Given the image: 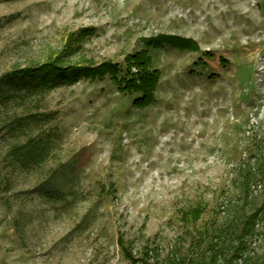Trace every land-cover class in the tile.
I'll return each mask as SVG.
<instances>
[{
	"label": "rangeland",
	"instance_id": "rangeland-1",
	"mask_svg": "<svg viewBox=\"0 0 264 264\" xmlns=\"http://www.w3.org/2000/svg\"><path fill=\"white\" fill-rule=\"evenodd\" d=\"M163 36L196 49L150 44ZM142 52L157 84L137 108L91 70L123 75ZM44 65L81 73L13 85ZM30 139L45 156L24 167ZM214 245L219 264L264 260V0H0V264H169Z\"/></svg>",
	"mask_w": 264,
	"mask_h": 264
},
{
	"label": "trees",
	"instance_id": "trees-1",
	"mask_svg": "<svg viewBox=\"0 0 264 264\" xmlns=\"http://www.w3.org/2000/svg\"><path fill=\"white\" fill-rule=\"evenodd\" d=\"M150 44H152L154 47H161L164 45H168L176 49H189V50L196 49L195 44H193L192 42L184 41L180 38L173 36L158 37L156 40L151 41ZM149 61L150 59H148V57L144 54V52L139 54L135 53L133 55L128 56L125 59L126 67L124 69L123 75H119L120 67L117 64H111V63L102 64L100 68H96L91 71H93L92 74L93 77L103 76L105 74H108L110 78L115 81L120 91H125L127 94L138 95L136 99L133 101V105L136 106L137 108H142L144 106H147L154 100L153 93L155 92V88L157 84V71L150 70ZM77 69L78 68H71V67L65 69L54 68L51 65L39 66L37 68L28 70V72L26 71H23V73L20 72L21 75L19 76V78H17V80L15 79L13 80L15 83L13 85H18L19 89H21V87L25 88L27 85L23 84L22 82L26 78H29L31 76V79L37 83L36 87H41V85L46 82L65 79V76L70 78L75 77V75L81 73L80 70ZM131 69H133L134 72H132ZM16 81L17 82L19 81V83H17ZM25 90H29V89L25 88ZM14 121L15 124L13 125V127L15 125L20 127L23 119L17 118ZM18 151H20V153ZM13 154L15 155L16 159H18L17 156L21 157V159L24 161L23 162L24 167H26L28 164L38 165L45 156V152L43 149V142L41 141L33 142V140L30 139L26 144H24L20 148L19 147L15 148ZM249 182L250 181L246 180V183ZM247 186L248 185H246V187ZM198 215L199 214H193L194 220L198 218ZM257 215L258 214L255 213L243 217L242 231L244 236L253 233L254 226L257 225L256 223L258 222ZM237 251L238 249L235 250V252ZM148 252H149L148 250H145V255H147L146 253ZM220 254H221L220 250L217 249V247L214 245L210 247V254L206 257L201 256L198 259H188V260L172 258L169 264H219L221 261L219 259L221 256ZM147 257L148 256H145V259H142L141 264H150L148 262V259H146ZM224 261H227L229 262V264H231V260L229 261L227 259H224ZM234 264H246V258H244L242 261L240 258H237V261ZM261 264H264V260L261 262Z\"/></svg>",
	"mask_w": 264,
	"mask_h": 264
}]
</instances>
